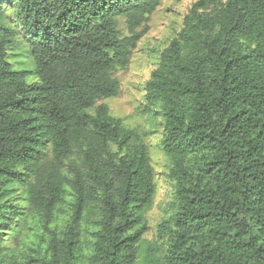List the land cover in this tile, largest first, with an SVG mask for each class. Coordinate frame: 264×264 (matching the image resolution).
<instances>
[{"label": "trees", "instance_id": "trees-1", "mask_svg": "<svg viewBox=\"0 0 264 264\" xmlns=\"http://www.w3.org/2000/svg\"><path fill=\"white\" fill-rule=\"evenodd\" d=\"M163 1L0 0V264H138L156 172L104 101ZM145 90L172 161L158 264H264V0H197Z\"/></svg>", "mask_w": 264, "mask_h": 264}, {"label": "rangeland", "instance_id": "rangeland-1", "mask_svg": "<svg viewBox=\"0 0 264 264\" xmlns=\"http://www.w3.org/2000/svg\"><path fill=\"white\" fill-rule=\"evenodd\" d=\"M196 1L165 0L150 16L149 21L137 29L138 32L145 33L133 52L129 68L117 73L121 83L120 94L104 101L110 107L111 114L121 118L126 126L147 134L145 142L150 148L151 161L156 172L155 202L146 215L148 231L143 236L138 264L162 262L167 241L159 238V225L170 217L174 207L173 181L168 178L172 161L162 144L163 116L146 111L145 87L153 70L159 65L162 51L180 32L185 16ZM120 29L124 35H129L128 24L123 19L120 20ZM10 59L16 69L32 70L35 67L32 57L22 50L17 51ZM23 235L32 245L49 236L46 229L35 222L29 223Z\"/></svg>", "mask_w": 264, "mask_h": 264}]
</instances>
